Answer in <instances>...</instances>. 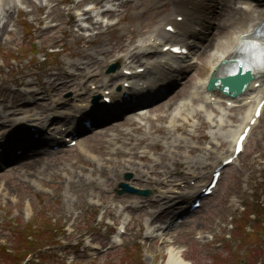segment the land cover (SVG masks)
<instances>
[{
  "label": "rangeland",
  "instance_id": "374dc122",
  "mask_svg": "<svg viewBox=\"0 0 264 264\" xmlns=\"http://www.w3.org/2000/svg\"><path fill=\"white\" fill-rule=\"evenodd\" d=\"M78 1L30 0L11 10L12 21L0 40V109L3 105L20 103L22 94L29 91L32 96L24 95V98L31 97L36 104L10 108L9 112L21 109L45 114L44 110L53 101L69 100L80 85L84 90L78 98L79 104H88L98 95L96 87L106 84L111 74L121 70L123 62L115 59L136 46L146 50L141 46L143 40L172 8L169 0H124L125 7L113 4L111 9L115 13L100 19L95 17L99 9L109 8L108 0H103L93 13V20L101 25L92 29L89 22L79 21L77 12L93 1L84 0L77 6ZM205 3L218 7L214 28L207 32L212 38L218 33V25L223 24L222 14L227 12L222 13V2L218 5V0ZM164 4H167L165 13L148 18L147 10L154 15ZM72 20L90 30L78 34ZM104 45L111 53L99 56L100 66L92 69L89 76L80 79L74 76L70 81L73 87L59 85L57 91H48L47 82L57 78L54 83L60 84L68 80L67 74H78L67 65L82 60L76 54L90 53ZM51 51L56 55L43 60V55ZM204 51L199 43L187 58L175 63L181 74L173 77V81L168 80L172 85L156 103L136 106L102 123L97 120V129L85 133L74 148L64 147L55 154L36 157L40 166L35 171L22 169L30 161L0 171V245L13 248V228L22 230L25 225L34 224L40 229L50 227L54 239L46 249L57 263L164 264L165 250L173 246L181 250L189 264H264V230L260 228L264 225V216L253 213L256 204H264V113L249 136L244 152L224 169L214 193L183 225L165 230L168 216L175 208L155 219L160 205L158 208L149 204L162 192L169 195L171 191H178L174 188L180 189L179 185H187L192 190L193 183L202 185L209 181L207 174L218 163V156L231 154L230 130L240 123L241 116L252 104V99L245 100L251 94L236 103L232 101L231 107L226 105L227 99H219L216 106L224 108L227 114L225 123L220 124L207 119L206 111L198 108L199 103L206 104V98L190 103L193 93L203 90L215 59V49L205 54ZM155 56L154 52L143 54L135 60V66L150 62ZM112 64L119 66L107 73ZM36 91L42 93L34 95ZM72 104L70 101L60 110L69 111ZM142 108H146L145 113L140 115L136 111ZM216 115L219 113L213 112L212 116ZM10 118L16 117L12 114ZM5 129L6 126H0V133ZM169 131L188 142L187 146L173 148L172 158L165 152L172 142ZM113 137L117 140H112ZM142 151L146 153L140 155ZM201 158L208 164L204 169ZM125 162L150 173L126 172L122 168ZM166 170L171 173L164 175ZM190 171L200 178L190 181ZM202 172L207 173L206 178L201 177ZM139 173L143 179L136 178ZM128 174L131 177L126 180ZM166 177L171 183L163 180ZM121 182L152 193L146 198L127 193L118 195L116 190ZM189 200L187 193L177 199L181 203ZM245 212L251 214L244 228L239 219ZM121 227L124 233L119 235ZM148 227L152 229L150 235ZM247 233L254 236L247 237ZM29 260L38 261V258ZM48 261L54 263L51 259Z\"/></svg>",
  "mask_w": 264,
  "mask_h": 264
},
{
  "label": "bare ground",
  "instance_id": "6f19581e",
  "mask_svg": "<svg viewBox=\"0 0 264 264\" xmlns=\"http://www.w3.org/2000/svg\"><path fill=\"white\" fill-rule=\"evenodd\" d=\"M27 1L30 2V0H7V1H3L0 0V40L4 34V32L6 31V26L7 24L12 21V14H11V10L12 9H16L18 4H23L22 2ZM82 1L84 0H80L78 1V3L76 4L77 6H80L82 4ZM93 1L90 7H87L86 9L82 10L80 13H77V18L83 17L82 22H89L90 26L92 27V29L94 28H98L101 23L99 21H94L93 18V13L96 12L98 5L102 2V0H91ZM171 3V11L168 15H166L165 19L163 20L162 23H160L157 27H155L150 35H148L146 37L145 40H143V44H141V46L148 50L149 52H155L157 51V53L161 56V59H167L169 60H174L176 62V64H178V60L180 59L179 56H175L169 53H161L160 50L157 48L156 46V41H164L165 39H169V38H176L179 39V37H181L180 39V43H182L183 45H188L187 43V39L189 40H193L195 42L198 43H203V46L205 48L204 54L205 52H209L212 49L216 50V54H215V59L212 65L211 70L214 71H224V68L222 69V67L220 66V63L222 60L224 59H228L231 57V55H233L234 50L236 49V47H238L239 43L244 39L243 36H245V34H247L249 32V30L252 29V26H254L259 20L264 18V0H218V5L221 4L222 2V13H224L225 11L227 12V14H222V22L223 24H219L218 25V30L216 28V30L218 31V33H216L212 38L211 35H207V32L211 29L214 28V25L217 21V19L215 18V14L218 13L216 12L215 6H208L204 1L201 0H169ZM108 2H119L118 4H120L122 7L124 5L125 7V2L124 0H108ZM120 6V7H121ZM161 8H159L154 15H151L150 11L147 10L146 14L149 16L148 18L154 17V16H161L163 13H165L167 11V4H164L162 6H160ZM102 15H112L111 10L107 9L105 11H102L101 13ZM100 15V13L98 12L95 17H98ZM178 16H182L183 20L181 22H177L176 18ZM72 24H76V26L78 27L77 33L80 34L82 32H87L90 29L86 28L84 25L76 23V20H72ZM169 25H173L177 31V33L172 34L169 32L165 31V27L169 26ZM178 35V36H176ZM150 42V43H149ZM166 44V43H164ZM142 49H140V46H136L133 48H130L126 53H124L123 55H121L120 57H117L115 59V62H123V67L122 69H136L139 67H143V66H138V67H134L131 68V65L134 63L135 60H137L139 58L140 55L144 54L145 52L141 51ZM111 53L110 49L108 47H106L105 45L102 46L101 49L95 50V51H91L90 53H86V54H81L78 53L76 54V56L81 57L80 59H82L81 61L78 60L77 62H68L67 65L69 66V68H73L74 71L78 72V74H74V73H70V74H65L66 78L68 80H65L63 82H61L60 84H56L55 85V80L57 78H55L52 82H47L48 84V90L51 91H57L59 88V85H61V87L63 88H71L74 86L73 83H71L70 81L72 80V78L75 76L78 79L82 78L83 76H89V74L91 73L92 69L94 70L95 67H99L100 65V59L99 56L100 55H109ZM167 65V69H165L164 66ZM152 66V67H150ZM145 70L148 68H153L157 71L158 73V77L156 79H150V78H145L143 75H140L141 77H143L144 80H142L144 83L148 84V88L143 89L142 87L141 89V93L143 95L146 96L147 99H152L157 97L161 91L160 89L162 87L165 86L166 80H169L171 78H169V76L171 75V72H178L176 68L169 66L167 63H161L158 62L155 65H151L148 63V66H145ZM260 75H258L259 82H262L260 84V87L255 89L253 87V84L258 81L257 79H255L256 77H254V80L250 83V88H248V90L244 93H248L250 92L251 97H249V99H245V100H251L252 99V103L250 105V108L248 109V111L245 112V114L243 116H241L240 118V123L233 128L232 130H230L229 132V137L230 139H232L231 142V148L233 149V143L236 141L237 137L239 136V134L243 131V129L247 126V124L249 123L251 117L253 116V112L254 109L257 105V103L262 99V97H264V72H260ZM93 76V75H92ZM93 78V77H92ZM131 77H127L123 74V70H119V71H115V73L111 74L108 78H107V83L103 84V86L97 87V94L98 96L100 95V99L97 100L94 104H85V105H79L78 103L80 102L78 100L79 94L82 91V86L77 89L80 93H75L74 96H71L69 98V100H64V101H53V104L50 108L44 110L45 114L36 112V111H30L31 113L25 112L24 110L22 111L21 109H14V111L9 112L10 108H21V107H29L32 105L36 104L35 100H32L31 97L28 98H24V95H29L32 96V92L27 91L28 93H23V99L20 101V103H16L15 106L9 105V106H4L0 109V126H6V128H8L7 130L9 131V136L5 137L4 132L0 134V143H5V149H9V146H11V144L13 143L12 139H16L18 136H24V138L26 139V137H28L30 135V131L29 128H35L37 133L42 132L44 129H47V124L51 121H55V120H63V121H71L73 124L76 125V128H80V124H79V120H77L76 114H80V115H85L86 118L87 117H91L93 119V117H106L107 115H116L119 110H121L122 108H126L129 109L131 106L129 104V102H127L126 100H124L122 98V95L125 93L126 89L123 88V82L130 80ZM122 80V85H121V91L119 92H115L114 91V87L117 86L118 81ZM207 80L208 77H206L205 80V84L202 91H198L196 90L190 100V103L195 100V99H199L200 97L206 98L207 97H216L217 98H221L223 97L218 91H213V94H210L209 92L206 91V84H207ZM111 83V84H109ZM134 84V83H133ZM58 87V88H57ZM137 89V87L135 88V90ZM106 90H110V94L106 95L105 91ZM112 90V91H111ZM101 91H103L104 93L101 96ZM134 91L129 92L131 98L135 95H138L137 91L136 93H133ZM36 94L34 95H38L41 94V91H36ZM81 95V94H80ZM92 95H95V93H93ZM249 95V94H248ZM250 96V95H249ZM104 97H109L110 98V103L109 106L108 105H104L103 102V98ZM140 97V96H139ZM40 99V98H38ZM237 99V98H236ZM239 100V99H238ZM238 100H234V103H236V101ZM70 101H73V104L71 105V110H69V112H64L61 111V107L68 105ZM184 104V103H183ZM206 105V106H205ZM199 109H204L206 111V116L207 119H210L212 122L214 121H218L220 124L225 123L224 118H226L225 116L226 114V110L224 108H221L220 106H216L212 105V102L209 100L208 102H206V104L204 103H199L198 105ZM206 107V108H205ZM210 108V109H209ZM106 109V110H105ZM169 109V108H168ZM60 110V111H59ZM217 111L219 113V115L217 116H212L213 112ZM71 112L73 113V115H71ZM14 115L16 118H10L11 115ZM199 115V113L197 114ZM216 118V120H215ZM27 125L28 126V130H24V126ZM45 131V130H44ZM19 134V135H18ZM169 134L171 136L172 142H170V144L168 146H166V148L168 147V149H166V153L169 154V156L172 158V150L173 148H177L182 146H187L188 142L185 141L182 137L180 136H174L171 131H169ZM112 140H117L116 137H113ZM190 147H192V144L189 145ZM42 151H47V149H42L41 151L37 152L36 154L32 155V156H28L26 161H30L29 163H27L22 169L27 172L28 169L29 170H37L39 168L40 165H38V162L36 160V157L42 153ZM50 152V151H49ZM48 152V153H49ZM144 151L140 152V155H143ZM175 152H173L174 154ZM143 157V156H142ZM228 157V156H227ZM227 157H225L224 155L220 154L218 156L219 159V163H216L215 167H217L218 165L221 164V162L223 160H225ZM156 160V159H155ZM3 160L0 158V168L4 167L3 164ZM188 163H191V160L187 161ZM201 164H203V166L201 168H205L207 167V163L206 161H204V158H201ZM134 164L132 162H125L122 164V168L123 170H125L126 172L130 171L131 173L136 172L137 170H139L140 173L146 174L148 172L147 171H142V168H138V167H134ZM209 172L210 176L214 170V168ZM149 168H153V165H151ZM47 170V169H46ZM139 174L135 175L136 178L138 179H143L142 176ZM171 173L170 171H164V175ZM192 178L194 174V172H190L189 173ZM205 172H202V176H205ZM163 175V174H162ZM196 177V176H195ZM199 178V177H197ZM145 179V178H144ZM163 180L167 181V177L163 178ZM161 180V181H163ZM170 181V182H169ZM167 182L171 183V180H169ZM206 185V183H205ZM205 185H201V187H204ZM200 187V188H201ZM173 190V189H172ZM168 192L164 193H160L159 195H157V199L156 200H150V206H159V210L156 213L157 216L155 219L159 218L161 215H163L165 212H167L168 210H170L171 208H175L177 203V199L178 196H175L173 194H169L167 195ZM171 193H174L173 191H171ZM178 193V192H176ZM187 193H192L191 195L194 194H198V190L197 191H192L190 190ZM182 208L180 207L179 211H181ZM173 215V218L174 216ZM170 216V214H169ZM168 216V217H169ZM154 219L153 215H152V220ZM171 224V222H170ZM168 224L167 227L170 225ZM166 227V229H167ZM148 234H152V229L148 227L147 229ZM166 241H171L170 239H166ZM165 253L167 255V258L165 260L164 264H189L187 262H185L182 258V252L181 250H179L176 247L173 246H169L166 250Z\"/></svg>",
  "mask_w": 264,
  "mask_h": 264
},
{
  "label": "trees",
  "instance_id": "16d2710c",
  "mask_svg": "<svg viewBox=\"0 0 264 264\" xmlns=\"http://www.w3.org/2000/svg\"><path fill=\"white\" fill-rule=\"evenodd\" d=\"M259 210V211H257ZM264 216V206L260 204L255 207V213ZM251 213L245 214L239 219L240 225L245 227ZM241 227V229H242ZM264 230V225L260 226ZM50 227L45 226L44 229L36 228L34 224L25 225L22 230L13 228L14 244L13 248H7L0 245V264H66L57 263L55 256L48 254L47 247L52 246L54 235L49 232ZM260 231V230H259ZM49 232V233H48ZM248 236H254L252 233H247ZM37 256L38 261L27 260L29 257ZM54 258V259H53ZM51 259L54 261H48Z\"/></svg>",
  "mask_w": 264,
  "mask_h": 264
},
{
  "label": "water",
  "instance_id": "95a60500",
  "mask_svg": "<svg viewBox=\"0 0 264 264\" xmlns=\"http://www.w3.org/2000/svg\"><path fill=\"white\" fill-rule=\"evenodd\" d=\"M249 80H250V77H248V76L237 77L236 79H231L229 77L222 78V79H216L214 77H211L208 88L211 89L213 85L226 86L229 83L232 84V87L241 88L244 85V83L246 84ZM127 178H129V176H127ZM120 187H122L123 190L118 191V194H122L123 192H128V193H135V194H139V195H148L147 191H140V190L131 188L125 183H121Z\"/></svg>",
  "mask_w": 264,
  "mask_h": 264
},
{
  "label": "snow or ice",
  "instance_id": "6c2138e0",
  "mask_svg": "<svg viewBox=\"0 0 264 264\" xmlns=\"http://www.w3.org/2000/svg\"><path fill=\"white\" fill-rule=\"evenodd\" d=\"M175 51H177V52H180V51H183L182 49H179V48H177V49H175Z\"/></svg>",
  "mask_w": 264,
  "mask_h": 264
}]
</instances>
